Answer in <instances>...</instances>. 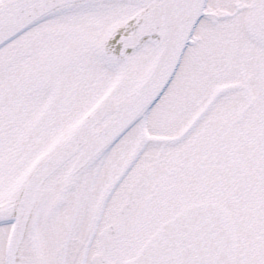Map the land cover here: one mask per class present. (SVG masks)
<instances>
[{"label":"snow or ice","instance_id":"obj_1","mask_svg":"<svg viewBox=\"0 0 264 264\" xmlns=\"http://www.w3.org/2000/svg\"><path fill=\"white\" fill-rule=\"evenodd\" d=\"M0 264H264V0H0Z\"/></svg>","mask_w":264,"mask_h":264}]
</instances>
